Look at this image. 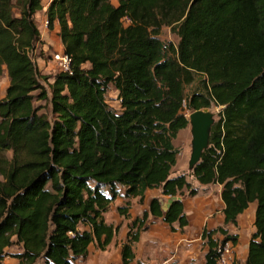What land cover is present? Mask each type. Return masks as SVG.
Returning <instances> with one entry per match:
<instances>
[{
	"label": "trees",
	"instance_id": "trees-1",
	"mask_svg": "<svg viewBox=\"0 0 264 264\" xmlns=\"http://www.w3.org/2000/svg\"><path fill=\"white\" fill-rule=\"evenodd\" d=\"M41 9L42 0H0V71L8 76L0 98V264L6 256L77 264L91 244L105 250L119 226L104 215L119 196L116 212L126 219L132 198L146 207L127 225L120 264L134 260L149 216L183 230L180 197L197 190L185 174L172 175L173 139L188 124L184 106L211 103L222 109L191 174L221 185L223 225L236 226L256 203L244 264H264V0H50L47 29L58 24L71 57V71L50 82L31 58ZM164 26L176 43L160 38ZM196 77L201 87L186 96ZM110 88L118 110L107 103ZM42 100L47 111L36 104ZM152 190L177 198L163 212L159 195L147 198ZM201 238L204 264H217L219 245L238 243L223 226L204 228ZM19 244L22 251H6Z\"/></svg>",
	"mask_w": 264,
	"mask_h": 264
},
{
	"label": "rangeland",
	"instance_id": "rangeland-1",
	"mask_svg": "<svg viewBox=\"0 0 264 264\" xmlns=\"http://www.w3.org/2000/svg\"><path fill=\"white\" fill-rule=\"evenodd\" d=\"M49 0H42V7L46 6ZM111 2L117 3V0H110ZM39 12V11H38ZM37 12V13H38ZM13 13L17 14L18 9L16 7L13 8ZM35 16L36 18V25L39 28L40 31V39L37 43L36 49L31 54V58L37 68L40 71V74L43 76L49 77L47 81L52 80V76L59 71L58 66L56 62L53 60L52 54L60 49H63V46L58 38V34L52 33L51 36H43V30L48 31L45 21H43V17ZM43 38H45L43 40ZM160 38L165 41H172L173 43H176L178 40V37L170 31V28L167 26H164L162 28V32L160 35ZM43 44V45H41ZM41 81V83L47 87L48 82ZM8 85V76L6 69L3 67V69L0 71V98L4 96L5 89ZM200 77H196L195 81L185 87V94L186 96L190 95L193 91L198 90L199 87H201ZM117 92L110 88L109 91L106 94V100L109 106L113 107L114 109H119V102L117 100ZM39 103L44 106L43 111H47L48 105L45 103L44 100L36 102V104ZM222 106L214 105L211 103L210 107L203 109L207 110L208 115H210V124L215 122L218 119V113L221 111ZM191 110L183 108L182 113L187 117L188 124L184 129H181L176 138L173 139L174 146L178 149V155H177V161L176 164L173 166L172 175L177 174H185L187 181L191 184V187H196L197 193L200 188L206 187L205 185H200L198 181L195 179V177L191 174L190 168V162H191V154L193 151L198 153L199 149L195 143V137L193 133V127L192 123L189 117ZM209 124V125H210ZM8 156L11 155L10 152L7 153ZM214 187H218L216 184H210L208 191L211 192ZM149 191L147 193V198L149 196H154L151 193L153 192ZM121 192H123V189L121 188ZM155 192V191H154ZM207 192V191H204ZM196 193V194H197ZM214 196V195H212ZM196 197L198 196H190L188 194L187 189H183V194L181 195V199L186 200L190 199V201H195ZM169 197L162 198L164 201H166ZM203 200V198L201 199ZM213 202H215V199L212 197ZM147 201V199H146ZM203 202V201H202ZM123 205L124 200L122 197H117L116 200L111 204L109 210L105 213L104 217L107 223H111L114 226H119V230L117 234L114 236L111 243L106 247L105 250H100L95 244H91L89 246V252L87 257L79 261L77 264H120V258L119 260L116 259L117 255V246L118 241L120 239V235H123V231L127 228L128 223L132 219L133 215H139L142 214V206H145V204H141L138 201L135 202L133 205L130 206V219H126L123 216H120L116 212V206L117 205ZM190 206V205H189ZM186 207L185 213L187 214L188 219H191L192 217V209L190 207ZM146 209V208H145ZM215 214H208L206 216L207 219L214 218ZM208 221V220H207ZM147 229L145 232H141L140 236H143V241L145 242V246H153L154 250L158 248V251H153L154 259L159 262L162 261L163 258H170V261L167 264H204V254L207 250V247L205 246L204 240L200 239L198 237V234H195V228L194 225L186 226L183 228V230H177L172 232L169 228V226L164 223L160 218H154L152 216H149L147 221ZM177 227V225L175 224ZM227 229V231L230 234H237L238 236V245H232L230 248V254L228 257V264H244V259H242L241 253V246L242 248L244 245H242V239H246L247 241L250 238L251 233L254 230L253 227V220H245L242 221L237 219V225L234 226L232 224L227 225H221ZM219 227V226H216ZM215 228V227H214ZM211 229V228H210ZM214 239L220 240L223 238V236L220 233H217L213 235ZM174 243H182L183 249H177L174 250ZM137 244V243H136ZM135 244V245H136ZM163 244L165 247V250L163 249ZM134 245V247H135ZM151 259L152 261L154 260ZM34 264H41V260H37ZM136 264H149L146 260H144L143 263L137 262Z\"/></svg>",
	"mask_w": 264,
	"mask_h": 264
},
{
	"label": "crops",
	"instance_id": "crops-1",
	"mask_svg": "<svg viewBox=\"0 0 264 264\" xmlns=\"http://www.w3.org/2000/svg\"><path fill=\"white\" fill-rule=\"evenodd\" d=\"M112 3L114 5H117V3H114V2H112ZM47 5L42 7V9L39 10L38 13H36V16H38V14H39V17H43V19H44L43 21H46L45 13H46ZM42 32L44 34L43 36H46V37L51 36L52 33L57 34L58 33V24L55 23L53 29L48 30L47 32H46V30H43ZM44 39L45 38H43V40ZM41 45H43V44H41ZM172 171H173V168H172ZM216 185L218 187H214V189H212L211 192L208 191L210 184L205 185L206 187L200 188L198 190L199 192L195 195V196H198V197H196L195 201H190V199H186V200L182 199V202L184 205V210H186V207H188L189 205L191 206V207L190 206L189 207L192 209V213H191L192 217H191V219H188V225L189 226L194 225L195 234L196 235L198 234V237L201 240H202L201 234H202V231L204 228L210 229V228H214L216 226H221L223 224L224 217H223L222 210L224 208V203H223V201L221 199V195H220L221 185L220 184H216ZM196 187L197 186H195V188ZM204 191H207V192H204ZM212 195H214V196H212ZM159 197L165 198V196H163V195H159ZM212 197L215 199V202H213ZM202 198H203V200H201ZM137 201H138V197L132 198L131 204L133 205ZM255 208H256V203L255 202L250 203L248 208L245 209L244 212L238 216V219L239 220L242 219V221H245V220L252 221L254 219ZM144 209H145V206H142L141 210L143 211ZM212 213L215 214L214 218L207 219L206 216L208 214H212ZM135 216L136 215H133L132 218H134ZM137 216H139V215H137ZM154 218H158V217H154ZM126 231H127V228L123 231V233H122L123 235H120V239L118 241V246H117V255L118 256L116 257V259H118V260L120 258L121 243L125 238ZM142 238H143V236L141 235L139 241L137 242V244L134 247L135 258L131 264H136L137 262L143 263L144 260H146L149 264H167L170 261V258H168V259L163 258L162 261L157 262L154 259L153 251H158V248H156L154 250L153 246L152 247L151 246H145V242L143 241ZM248 241L245 238L242 239V245H244L243 248L241 246L242 259H244L246 256ZM170 248H174V250H177V249L182 250L183 244L182 243H178V244L174 243V247H170ZM163 249L165 250L164 244H163ZM6 251L20 252V251H22V246L20 244L14 245V246L6 248ZM152 258L154 259L153 261L151 260ZM2 264H21V263L19 262V260L17 258L6 256L2 260Z\"/></svg>",
	"mask_w": 264,
	"mask_h": 264
},
{
	"label": "water",
	"instance_id": "water-1",
	"mask_svg": "<svg viewBox=\"0 0 264 264\" xmlns=\"http://www.w3.org/2000/svg\"><path fill=\"white\" fill-rule=\"evenodd\" d=\"M203 109H198V110L191 109L192 115H191L190 120H191L192 127H193L195 143L199 151L198 153L193 151V153L191 154V162H190V168H189L190 170H192L195 163H197V161L200 158V154L202 150L207 146V143H208V135H209L210 126L212 123L210 124V115H208L207 110L203 111ZM151 194L154 196H158L159 191H155V192L153 191ZM176 198H177L176 196L169 197L166 201H164L162 198H159L162 211L165 212L167 208L169 207L171 201Z\"/></svg>",
	"mask_w": 264,
	"mask_h": 264
},
{
	"label": "built area",
	"instance_id": "built-area-1",
	"mask_svg": "<svg viewBox=\"0 0 264 264\" xmlns=\"http://www.w3.org/2000/svg\"><path fill=\"white\" fill-rule=\"evenodd\" d=\"M50 0L47 4H49ZM130 19L124 16L122 19L123 24H128ZM47 27V21H45ZM53 60L56 62L59 71L70 72L71 71V57L66 54L63 49L55 51L53 54ZM119 102V100H118ZM231 243L227 242L225 245L218 246L219 256L217 258V264H228V257L230 254Z\"/></svg>",
	"mask_w": 264,
	"mask_h": 264
},
{
	"label": "bare ground",
	"instance_id": "bare-ground-1",
	"mask_svg": "<svg viewBox=\"0 0 264 264\" xmlns=\"http://www.w3.org/2000/svg\"><path fill=\"white\" fill-rule=\"evenodd\" d=\"M206 112V111H205ZM191 115H192V112H190V114H189V117L188 118H191Z\"/></svg>",
	"mask_w": 264,
	"mask_h": 264
}]
</instances>
